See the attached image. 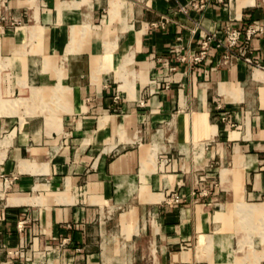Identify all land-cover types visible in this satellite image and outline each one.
I'll use <instances>...</instances> for the list:
<instances>
[{
  "label": "crops",
  "instance_id": "crops-1",
  "mask_svg": "<svg viewBox=\"0 0 264 264\" xmlns=\"http://www.w3.org/2000/svg\"><path fill=\"white\" fill-rule=\"evenodd\" d=\"M196 1L0 0V264L242 259L214 216L264 199V0ZM228 25L253 64L195 61Z\"/></svg>",
  "mask_w": 264,
  "mask_h": 264
},
{
  "label": "rangeland",
  "instance_id": "rangeland-1",
  "mask_svg": "<svg viewBox=\"0 0 264 264\" xmlns=\"http://www.w3.org/2000/svg\"><path fill=\"white\" fill-rule=\"evenodd\" d=\"M112 38H115L116 43L115 45L113 44V46L111 45L112 52L107 53V57L115 53L117 47L119 46V35L117 34V28L113 31ZM236 185V188L240 193L243 185L241 179L237 181ZM241 199L242 200L237 208L233 206L232 202L226 204L224 210L216 212L214 219L216 222L230 227L228 230L233 234V247L236 250L235 257H239V259H242L238 261L236 260L237 258H232L227 261L219 262H223V264H264V199L258 201L248 200V202L259 203L254 206H247L246 204H244L243 196ZM222 202L224 203H221L219 204V206H217L218 210L223 209L226 202L225 197ZM246 223H251V227H247L248 225H246ZM244 224L245 226L243 227ZM210 245H212V242L208 239L206 248L208 249ZM42 251L44 250L41 249L40 252ZM29 252H31L32 255L29 253V255H27L25 258H31V261H33L34 254H36V252H39V250L35 252ZM49 252H52V250L47 251V253ZM25 260L26 262L28 261L27 259ZM46 261L47 260H45V262Z\"/></svg>",
  "mask_w": 264,
  "mask_h": 264
},
{
  "label": "built area",
  "instance_id": "built-area-1",
  "mask_svg": "<svg viewBox=\"0 0 264 264\" xmlns=\"http://www.w3.org/2000/svg\"><path fill=\"white\" fill-rule=\"evenodd\" d=\"M204 6H205V0H200L199 2L196 1L192 3V7L194 8H199V7H204ZM183 10L185 12L188 11L187 7H184ZM263 30H264V26L260 22H255L251 24L246 31L247 40H250L256 33L263 32ZM241 39H242L241 30L237 27H234L233 25H228L225 28V37L223 39L216 38V35L214 33L206 34L201 43V51L194 58V60L197 62L202 61L207 55L211 44L215 42L216 47L224 48L226 50V54H225L226 60L230 61L232 58H238L240 56H243L244 60L247 63L253 64L252 58L246 55L245 50H241L239 48V51L241 52L240 55H237V53H235L236 49H238L239 47ZM13 181L14 179L5 178V182L8 184L9 187L13 183ZM178 201L179 199L176 198V202ZM16 254L22 257L24 256L23 251H19Z\"/></svg>",
  "mask_w": 264,
  "mask_h": 264
}]
</instances>
